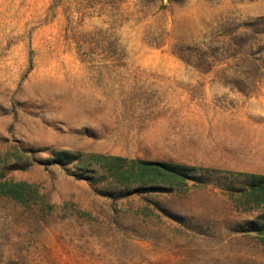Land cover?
<instances>
[{
    "label": "rangeland",
    "instance_id": "374dc122",
    "mask_svg": "<svg viewBox=\"0 0 264 264\" xmlns=\"http://www.w3.org/2000/svg\"><path fill=\"white\" fill-rule=\"evenodd\" d=\"M253 172L264 0H0V264H264Z\"/></svg>",
    "mask_w": 264,
    "mask_h": 264
},
{
    "label": "trees",
    "instance_id": "16d2710c",
    "mask_svg": "<svg viewBox=\"0 0 264 264\" xmlns=\"http://www.w3.org/2000/svg\"><path fill=\"white\" fill-rule=\"evenodd\" d=\"M77 155L75 153H72L70 150L60 148V149H53L52 154L49 155L46 158L40 159L43 163H52L56 162L61 165L66 166L68 163L72 162ZM120 157V156H119ZM137 162L141 168V170H156L160 173L164 174H174L180 177H192L193 175L188 171L191 167L188 164L175 162L171 160H164V159H149V158H143L139 157L137 159ZM25 165H22L24 167ZM80 168L85 169L86 167L81 166ZM89 171H92L88 169ZM88 170L84 172L80 171L81 173L78 174L79 177L89 179L91 182H93L96 179V176L93 175V173L89 172ZM249 178L251 179L250 183L254 188L259 187L261 198H264V173H250ZM97 182V181H96ZM98 190L104 194H108L112 197H121L124 195L129 194L130 192L138 191V192H145V191H155V190H165V186L162 184H155V183H149V184H141L136 186L132 190H115L111 188H99ZM241 230H247L248 232L255 231L258 233V235L261 236V239L264 240V211L259 213L256 217L247 219L244 224L240 225Z\"/></svg>",
    "mask_w": 264,
    "mask_h": 264
}]
</instances>
